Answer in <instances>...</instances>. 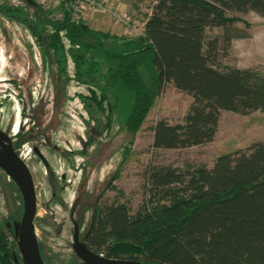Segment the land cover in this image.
I'll list each match as a JSON object with an SVG mask.
<instances>
[{"label":"trees","instance_id":"trees-1","mask_svg":"<svg viewBox=\"0 0 264 264\" xmlns=\"http://www.w3.org/2000/svg\"><path fill=\"white\" fill-rule=\"evenodd\" d=\"M8 1L0 4V12L27 28L42 68L54 69L63 89L71 81L85 89V95L76 97L89 121L95 122L93 127L98 130L102 125L109 132L117 122L128 133L122 161L163 84L188 94L191 104L181 123L161 119L154 124V150L212 142L221 112L243 116L264 112V73L222 67L218 61L232 39L247 37L234 26L241 18L230 13L252 11L264 18V0H152L136 37L93 30L73 20L72 0H61L62 17L57 19L37 3ZM213 28L222 30L221 38L208 36ZM141 69L153 71L150 86ZM16 97L24 111L22 96ZM28 137L21 131L15 135L17 154ZM117 177L118 171L96 199L84 237L92 252L107 259L154 264H264V140L216 157L210 168L148 166L143 198L135 211L117 200L101 203L107 190H117L113 187ZM0 190L7 205L0 227V264H23L15 234L22 201L1 170ZM117 193L123 195L121 190ZM38 242L41 258L49 264Z\"/></svg>","mask_w":264,"mask_h":264},{"label":"rangeland","instance_id":"rangeland-1","mask_svg":"<svg viewBox=\"0 0 264 264\" xmlns=\"http://www.w3.org/2000/svg\"><path fill=\"white\" fill-rule=\"evenodd\" d=\"M4 1L0 0V4ZM8 2L16 4L17 0ZM39 2L50 18L62 17L61 0ZM92 2L81 3L80 21L93 30L136 37L141 33L152 0H145L136 8L133 7L136 0ZM98 6L111 12L102 13ZM230 15L241 18L242 22L234 26L247 37L232 39L221 51L219 64L254 68L264 73V18L252 11ZM207 34L210 38H221L222 30L209 29ZM67 72L69 76L73 73L71 62ZM152 73L141 69L148 86ZM62 89L55 70L42 68L27 28L0 12V130L11 139L18 131L29 136L17 152L33 177L37 204L35 233L49 264H79L72 248L73 226L77 224L78 237L83 242L91 226L96 199L116 171L118 177L113 187L123 195L109 189L101 203L117 200L135 211L143 198V174L148 166L183 169L186 164H205L210 168L216 157L264 140V112L254 111L244 116L221 112L212 142L186 149H152L154 124L161 119L171 125L181 123L191 104L188 94L166 83L155 95L151 110L135 134L126 160L122 161L128 133L119 129L117 122L109 132L103 131L102 125L96 130L95 122L89 121L76 97L85 95V89L73 81ZM19 94L24 111L16 97ZM6 213V201L0 190V227Z\"/></svg>","mask_w":264,"mask_h":264},{"label":"water","instance_id":"water-1","mask_svg":"<svg viewBox=\"0 0 264 264\" xmlns=\"http://www.w3.org/2000/svg\"><path fill=\"white\" fill-rule=\"evenodd\" d=\"M36 6L33 0H23ZM0 170L14 183L21 197L23 211L19 223H15L17 249L23 264H45L39 251L35 233L36 193L31 172L25 162L15 152L11 139L0 130ZM72 248L82 264H154L135 260L107 259L89 250L78 237V227L74 224Z\"/></svg>","mask_w":264,"mask_h":264},{"label":"built area","instance_id":"built-area-1","mask_svg":"<svg viewBox=\"0 0 264 264\" xmlns=\"http://www.w3.org/2000/svg\"><path fill=\"white\" fill-rule=\"evenodd\" d=\"M35 3L39 4L42 8L44 7L43 5L40 4L39 0H33ZM90 2V4H93L92 0H72V3H71V8H72V18L73 20L75 21H78V15L81 11V9H83V6H82V2ZM98 9L101 10L102 13L104 12H107L109 9L108 8H103L102 6H98ZM43 10H45L43 8ZM111 12V10H109ZM115 17H116V14H113ZM118 20H120L118 17H117Z\"/></svg>","mask_w":264,"mask_h":264},{"label":"flooded vegetation","instance_id":"flooded-vegetation-1","mask_svg":"<svg viewBox=\"0 0 264 264\" xmlns=\"http://www.w3.org/2000/svg\"><path fill=\"white\" fill-rule=\"evenodd\" d=\"M18 132H20V131H18ZM18 132H17V133H18ZM21 133H22V132H21ZM22 135H23V134H22ZM10 139H11V138H10ZM13 140H15V139H11L12 143H13ZM12 145H13V144H12ZM19 149H20V148H19ZM19 149H18V150H19ZM73 228H74V226H73ZM38 241H39V240H38ZM83 242H84V240H83ZM20 258H21V257H20Z\"/></svg>","mask_w":264,"mask_h":264},{"label":"crops","instance_id":"crops-1","mask_svg":"<svg viewBox=\"0 0 264 264\" xmlns=\"http://www.w3.org/2000/svg\"><path fill=\"white\" fill-rule=\"evenodd\" d=\"M134 5H135V6H133V7L136 8V7H137L138 5H140V4L136 2ZM143 24H144V22H143Z\"/></svg>","mask_w":264,"mask_h":264}]
</instances>
